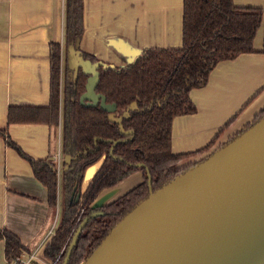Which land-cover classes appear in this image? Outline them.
Returning a JSON list of instances; mask_svg holds the SVG:
<instances>
[{"label":"trees","instance_id":"1","mask_svg":"<svg viewBox=\"0 0 264 264\" xmlns=\"http://www.w3.org/2000/svg\"><path fill=\"white\" fill-rule=\"evenodd\" d=\"M262 24L264 29V10L237 8L232 0H183L181 48L145 50L127 67L99 70L96 93L103 95L108 104L116 105L113 120L99 106L80 105L86 76L80 73L75 81L70 80L66 63L61 70L60 45L49 44L48 105L9 107L7 113L9 125L45 124L56 128L60 124L63 202L58 226L44 248L47 260L54 259L65 246L62 264L81 211L79 224L88 220L68 264L84 262L110 230L148 197L147 174L151 191L155 192L188 170H180L178 164L190 155L171 152L173 119L195 112L189 92L205 86L217 63L253 53V40ZM82 33L83 0H65L66 44L80 39ZM83 56L96 62L92 56ZM263 116L264 110L245 130ZM0 135L4 137L6 130L0 129ZM5 140L7 146L28 160L35 178L47 190L49 206L54 208L59 180L54 164L34 161L8 136ZM94 165L98 169L80 200L70 202L74 187L80 189L86 170ZM135 172L144 176L141 184L107 205L91 207L103 190L115 187ZM95 213L100 215L92 217ZM1 240L7 260L25 251L19 239L6 230L0 232Z\"/></svg>","mask_w":264,"mask_h":264},{"label":"crops","instance_id":"2","mask_svg":"<svg viewBox=\"0 0 264 264\" xmlns=\"http://www.w3.org/2000/svg\"><path fill=\"white\" fill-rule=\"evenodd\" d=\"M232 2L237 8L264 10V0ZM64 22L65 0H0V129L34 161L53 163L59 177L58 202L52 208L28 160L0 135V232L15 235L25 250L46 236L55 225L54 213L62 207L61 128L60 124L56 128L9 125L7 113L9 107L48 105L49 44L60 45L62 70L67 45ZM182 26L183 0H83L79 50L96 61L123 67L145 50L181 48ZM263 39L262 24L253 40V53L217 63L205 86L189 92L195 112L177 116L171 124V152L190 155L179 168L186 170L202 161L264 110ZM142 181L141 172H135L103 190L95 204L107 205ZM5 261L1 240L0 264Z\"/></svg>","mask_w":264,"mask_h":264},{"label":"water","instance_id":"3","mask_svg":"<svg viewBox=\"0 0 264 264\" xmlns=\"http://www.w3.org/2000/svg\"><path fill=\"white\" fill-rule=\"evenodd\" d=\"M79 42H68L65 51L69 79L80 73L87 78L79 103L99 106L113 120L116 105L96 87L100 69L117 67L85 59ZM96 171V165L86 170L70 202L77 190L79 200ZM146 177L148 197L81 264H264V116L159 190L152 192ZM91 207L100 206L94 201ZM87 220L77 226L62 264H68Z\"/></svg>","mask_w":264,"mask_h":264},{"label":"built area","instance_id":"4","mask_svg":"<svg viewBox=\"0 0 264 264\" xmlns=\"http://www.w3.org/2000/svg\"><path fill=\"white\" fill-rule=\"evenodd\" d=\"M81 215H82V211L78 214L74 222V228H76L77 225L79 224ZM54 232L55 230L53 225V227L47 232L46 236L35 247L30 249L29 251L25 250L21 252L18 256L12 258L11 260L6 259L4 264H59L60 258L64 253L65 246L52 260H47L43 255L46 243L54 235ZM72 234H73V230L71 232V235Z\"/></svg>","mask_w":264,"mask_h":264},{"label":"rangeland","instance_id":"5","mask_svg":"<svg viewBox=\"0 0 264 264\" xmlns=\"http://www.w3.org/2000/svg\"><path fill=\"white\" fill-rule=\"evenodd\" d=\"M84 187L86 186V183L83 185ZM73 199H74V196H73ZM70 200V199H69ZM75 200V199H74ZM60 213H61V209L60 207L58 208V211L57 213L55 212L54 213V216H53V221H55V225H54V230L56 229V227L58 226V223H59V219H60ZM62 257L60 258V261H61Z\"/></svg>","mask_w":264,"mask_h":264},{"label":"flooded vegetation","instance_id":"6","mask_svg":"<svg viewBox=\"0 0 264 264\" xmlns=\"http://www.w3.org/2000/svg\"><path fill=\"white\" fill-rule=\"evenodd\" d=\"M114 113H115V112H114ZM146 176H147V175H146ZM143 179H144V176H143ZM147 180H148V179H147ZM150 181H151V180H150ZM142 182H143V181H142ZM142 182H141V183H142ZM141 183H140V184H141ZM137 186H138V185H137ZM147 187H148V183H147ZM148 190H149V187H148ZM150 190H151V183H150ZM77 192H78V190H77V191H75V192H74V194H73V196H74V199H75V196H76V193H77ZM149 192H150V191H149ZM71 194H72V193H71ZM74 199L72 198V200H71V201L75 202V200H74ZM79 200H80V198H79ZM79 200H78V201H79ZM78 201H77V202H78ZM75 203H76V202H75Z\"/></svg>","mask_w":264,"mask_h":264}]
</instances>
